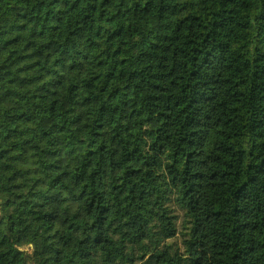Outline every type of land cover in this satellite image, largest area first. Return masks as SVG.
Listing matches in <instances>:
<instances>
[{
	"label": "trees",
	"instance_id": "1",
	"mask_svg": "<svg viewBox=\"0 0 264 264\" xmlns=\"http://www.w3.org/2000/svg\"><path fill=\"white\" fill-rule=\"evenodd\" d=\"M0 264H264V0H0Z\"/></svg>",
	"mask_w": 264,
	"mask_h": 264
},
{
	"label": "rangeland",
	"instance_id": "2",
	"mask_svg": "<svg viewBox=\"0 0 264 264\" xmlns=\"http://www.w3.org/2000/svg\"><path fill=\"white\" fill-rule=\"evenodd\" d=\"M173 209L175 210V215L177 216V219H178L177 225H178L179 234L177 235L175 239L172 240V242L175 243V245H177L180 250H183L182 234L180 233L182 232L183 215H182V212L176 206H174ZM24 250H27V249H24Z\"/></svg>",
	"mask_w": 264,
	"mask_h": 264
}]
</instances>
